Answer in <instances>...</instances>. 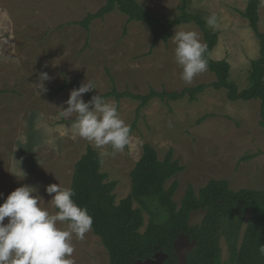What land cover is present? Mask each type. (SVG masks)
<instances>
[{"label":"rangeland","instance_id":"1","mask_svg":"<svg viewBox=\"0 0 264 264\" xmlns=\"http://www.w3.org/2000/svg\"><path fill=\"white\" fill-rule=\"evenodd\" d=\"M158 17L172 18L181 0H137ZM105 0H0V204L16 188L34 186L45 207L54 213L46 187H70L74 165L92 147L102 159L101 171L117 183L116 203L130 192V172L144 144L163 159L169 149L185 170L168 181H176L173 197L180 204L188 185L198 192L209 180H227L232 191H264V128L259 125V103L230 102L224 90L207 89L194 102L151 101L139 112L136 127L123 152L110 146L97 149L76 135L69 121L61 118V107L70 91L55 94L63 84L79 85L91 80L101 95L109 91L112 77L118 91L145 94L149 88L179 91L185 87L209 84L215 77L208 70L185 84L176 64L172 39L150 50L152 36L141 23H128L113 12L95 20L89 32L73 24L95 13ZM259 30L264 34V0H260ZM246 0H189L188 10L206 18L215 13L219 27L209 28L218 35L211 53L214 60H227L230 78L239 90L248 87L252 60L259 44L247 21L240 15ZM175 30L196 31L194 25ZM174 30V34H175ZM173 34V35H174ZM47 73L42 91L39 77ZM87 102V98L83 95ZM107 101H115L110 98ZM116 102V101H115ZM121 118L131 125L138 103L129 99L116 102ZM206 119L199 122L203 117ZM134 207H138L134 204ZM148 216L144 214V231ZM8 222L5 218L4 223ZM65 225H61L64 227ZM76 264H109L106 250L91 230L83 240L73 236Z\"/></svg>","mask_w":264,"mask_h":264},{"label":"trees","instance_id":"2","mask_svg":"<svg viewBox=\"0 0 264 264\" xmlns=\"http://www.w3.org/2000/svg\"><path fill=\"white\" fill-rule=\"evenodd\" d=\"M260 4V0H246L245 9L240 12L259 44L258 57L251 61L248 70V87L243 90H239L229 80L228 61L212 59L211 53L218 43V35L208 28L201 13L188 10L189 0H181L177 14L172 18L158 17L137 0H105L95 13H88L73 24L89 32L93 21L103 20L111 13L119 12L128 23H141L148 28L152 36L150 50L159 43L167 44L174 30L180 26L194 25L201 32L202 40L207 44V70L215 77L209 84L202 83L179 91L149 88L145 94H134L129 90L118 91L109 75L111 88L101 94L105 100L112 98L119 102L129 99L138 103L135 121L130 125L131 132L136 127L140 110L151 101L168 103L186 99L194 102L207 89L224 90L230 102L257 100L259 125L264 128V34L259 30ZM79 86L77 82L64 81L54 93L60 94ZM83 95L88 101L96 94L88 92ZM204 119L206 116L199 122ZM72 120L62 122L71 124ZM101 164V157L88 146L74 165L70 188L75 192L74 201L87 208L93 217L91 232L106 250L109 264H134L159 252L167 255L163 264H177L173 244L181 234L197 242V249L187 256V264H222L219 249L221 236L225 237L230 252V259L224 264H264V256L258 251L259 245L264 244V191L241 189L234 192L227 180L211 179L198 192L188 185L180 204H176L173 197L178 184L173 181L167 187V183L182 173L185 167L173 158L172 149L161 160L154 147L144 144L141 156L129 174L130 192L116 203L114 191L117 183L110 181L107 174L101 171ZM134 204L138 207L135 208ZM205 207L210 210L202 225L189 227V213ZM249 210L253 214L238 251L239 230ZM144 214H147L148 221L141 232Z\"/></svg>","mask_w":264,"mask_h":264},{"label":"clouds","instance_id":"3","mask_svg":"<svg viewBox=\"0 0 264 264\" xmlns=\"http://www.w3.org/2000/svg\"><path fill=\"white\" fill-rule=\"evenodd\" d=\"M206 24L218 28L217 15L211 13ZM171 39L176 45L175 62L182 69L180 78L190 85L208 68L207 44L196 31L175 30ZM49 79L47 73H41L39 89L47 91L43 82ZM94 89L91 80L72 89L65 101L67 107H61L59 116L68 119L75 114L70 127L76 135L97 149L110 146L112 152L102 151V156L123 152L130 140L131 127L121 118L115 101H107L98 94L85 102L83 94ZM36 191L34 186L23 185L0 204V264H76L73 236L83 240L92 229L93 217L87 208L74 201L75 192L70 187L59 183L46 187L49 195L55 193L50 201L56 209L54 213L35 195ZM258 251L264 256V244L259 245Z\"/></svg>","mask_w":264,"mask_h":264},{"label":"water","instance_id":"4","mask_svg":"<svg viewBox=\"0 0 264 264\" xmlns=\"http://www.w3.org/2000/svg\"><path fill=\"white\" fill-rule=\"evenodd\" d=\"M210 208L205 207L204 209L193 210L188 215L187 224L189 227L201 226L205 218L209 213ZM253 211L249 210L240 227L239 236L237 240V250H240L243 244L246 231L248 229ZM174 255L176 257L177 264H187V256L192 254L197 249V242L195 240H190L187 235L181 234L178 239L173 244ZM219 249L221 263H227L230 259V252L224 236L219 239ZM167 255L159 252L153 255L151 258L144 261H135L134 264H163Z\"/></svg>","mask_w":264,"mask_h":264},{"label":"flooded vegetation","instance_id":"5","mask_svg":"<svg viewBox=\"0 0 264 264\" xmlns=\"http://www.w3.org/2000/svg\"><path fill=\"white\" fill-rule=\"evenodd\" d=\"M152 257V256H151ZM166 260V259H165Z\"/></svg>","mask_w":264,"mask_h":264}]
</instances>
